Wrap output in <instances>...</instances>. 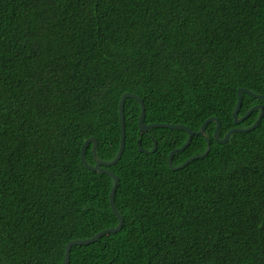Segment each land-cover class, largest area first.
Masks as SVG:
<instances>
[{
	"label": "trees",
	"instance_id": "trees-1",
	"mask_svg": "<svg viewBox=\"0 0 264 264\" xmlns=\"http://www.w3.org/2000/svg\"><path fill=\"white\" fill-rule=\"evenodd\" d=\"M264 96V0H0V264H63L66 245L119 220L114 179L81 159L90 138L113 161L122 95L147 125L219 136L238 90ZM264 100L243 94L239 117ZM126 99L120 232L74 246L70 264H264V117L226 143L138 127ZM148 152H141L138 142ZM154 142L157 150L152 152ZM93 143L85 155L94 166Z\"/></svg>",
	"mask_w": 264,
	"mask_h": 264
},
{
	"label": "water",
	"instance_id": "water-1",
	"mask_svg": "<svg viewBox=\"0 0 264 264\" xmlns=\"http://www.w3.org/2000/svg\"><path fill=\"white\" fill-rule=\"evenodd\" d=\"M244 93H247V94L251 95L252 97H254L256 99L264 100V96L263 95L254 94V93L250 92L249 90H247L246 88H240L238 90V104H237V108H236V110L234 112L235 124H237V125L241 124L246 119H248L252 115V113L254 111H256V110H260V115H259L258 119L256 120V122L254 123V125L251 126L250 128H246V129H242V128H238V127L234 128V129L230 130L224 136V138H220V136H219L220 129H221V122H220V120L218 118H214V117L208 119L201 126L200 130L197 131V132L193 131L192 129H190L187 126L180 125V124L179 125H171V124L154 123V124L147 125L145 123L146 107H145V104H144L143 100L140 97H138V96H136L134 94H130V93H125L124 95H122L121 101H120V105H119V115H120V123H121V143H120V149H119L117 157L111 162H103V161L99 160L97 158V156H96L97 140L94 137L88 139L85 142V144H84V146L82 148V153H81V159H82L83 163L85 164V166L89 170H91L93 172H96V173L106 174V175H108V176H110V177H112L114 179V186H113V188L111 190V193H110V207H111V210L113 211L114 215L119 220V225L116 228L105 229V230L101 231L100 233L96 234L95 236H93L90 239L75 240V241L69 242L66 245V248H65V256H64L63 264H70L71 251H72V248L74 246H87V245L93 244V243L99 241L101 238H103L104 236H106L108 234H113V233L120 232L122 230V228H123L124 219H123V217L120 215V213L118 212V210L115 207V197H116V193H117V189L119 187L120 181H119V177L116 174H114L113 172H111L109 170V168L114 166L115 164H117L121 160V158L123 156V153L125 151V147H126V127H125V103H126V99H128V98L129 99H135L136 101L139 102V104L141 106V115L139 117V122H138V127H139V130H140L141 133L147 134L148 131L150 129H153V128H165V129H171V130H185L187 132V134L189 136V139H188L187 143L185 145H183L182 147H180V148L174 149L169 154V158H168L169 167L171 168V170L177 171V170L183 169L190 162H192L194 160H197V159H200V158H204L210 153V151L212 149V144H211V139L207 138L208 149H207V151L205 153H203L202 155H199V156H194V157L189 158L188 160L184 161L178 167H174L173 166V157H174V155L176 153L180 152V151L186 150L190 146L194 136L198 135V136H202V137L206 138V128H207V126L210 123H212V122L216 123V130H215V133H214V139L219 144L226 143L233 133L251 132V131H253L254 129H256L260 125V123H261V121H262V119L264 117V108H263L262 105L255 106L244 117H242V118L239 117L240 110H241L242 103H243V94ZM91 143H93L92 154H93V157H94V160H95V165L94 166L89 165L86 162V159H85L86 152H87L88 147H89V145ZM138 148H139V150L141 152H148V151H145L142 148L141 141L138 142ZM156 150H157V142H154V148H153L152 152H155Z\"/></svg>",
	"mask_w": 264,
	"mask_h": 264
}]
</instances>
